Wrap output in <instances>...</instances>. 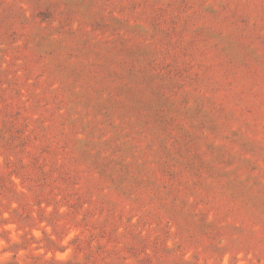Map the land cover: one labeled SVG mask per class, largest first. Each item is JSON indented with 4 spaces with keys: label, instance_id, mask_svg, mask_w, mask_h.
<instances>
[{
    "label": "rangeland",
    "instance_id": "374dc122",
    "mask_svg": "<svg viewBox=\"0 0 264 264\" xmlns=\"http://www.w3.org/2000/svg\"><path fill=\"white\" fill-rule=\"evenodd\" d=\"M0 264H264V0H0Z\"/></svg>",
    "mask_w": 264,
    "mask_h": 264
}]
</instances>
